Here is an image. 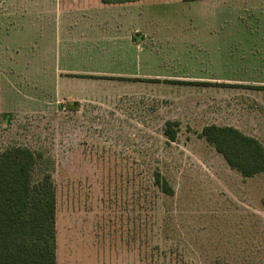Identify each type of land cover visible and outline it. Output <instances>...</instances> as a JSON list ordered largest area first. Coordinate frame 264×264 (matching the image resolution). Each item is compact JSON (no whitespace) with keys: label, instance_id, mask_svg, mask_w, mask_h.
Here are the masks:
<instances>
[{"label":"rangeland","instance_id":"rangeland-1","mask_svg":"<svg viewBox=\"0 0 264 264\" xmlns=\"http://www.w3.org/2000/svg\"><path fill=\"white\" fill-rule=\"evenodd\" d=\"M118 4L0 0V152L52 161L57 264H264V174L200 136L264 146V0Z\"/></svg>","mask_w":264,"mask_h":264},{"label":"trees","instance_id":"trees-1","mask_svg":"<svg viewBox=\"0 0 264 264\" xmlns=\"http://www.w3.org/2000/svg\"><path fill=\"white\" fill-rule=\"evenodd\" d=\"M131 1L101 0L104 4ZM4 117L9 121L11 115ZM177 126L173 121L166 123L164 136L171 142L177 139ZM200 136L243 178L264 174V146L255 137L217 125L204 127ZM52 168L43 153L27 147L11 146L0 152V264H57V191ZM34 174L39 177L34 179ZM153 185L165 195L174 194L159 171L154 173Z\"/></svg>","mask_w":264,"mask_h":264},{"label":"crops","instance_id":"crops-1","mask_svg":"<svg viewBox=\"0 0 264 264\" xmlns=\"http://www.w3.org/2000/svg\"><path fill=\"white\" fill-rule=\"evenodd\" d=\"M113 5L116 6V7H120V8H121V7H123V8H124V7H125V8H129L128 5H125V4H113ZM119 78H120V77H119ZM121 78H128V79H130L131 77H121Z\"/></svg>","mask_w":264,"mask_h":264}]
</instances>
